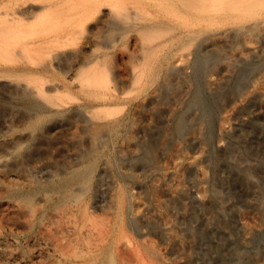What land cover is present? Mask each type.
<instances>
[{
	"label": "bare ground",
	"instance_id": "bare-ground-1",
	"mask_svg": "<svg viewBox=\"0 0 264 264\" xmlns=\"http://www.w3.org/2000/svg\"><path fill=\"white\" fill-rule=\"evenodd\" d=\"M6 1L9 10L0 17V197L17 200L36 218L51 207L53 191L61 192L58 201L65 205L49 213V222L71 236L48 242L56 264H167V254L146 235L156 234L167 242L166 252L177 255L184 240L170 226L187 236L190 257L199 264H264V74L257 78L264 65V0ZM29 23L39 33L28 34ZM78 30L107 48L116 34L135 33L124 78L107 66L108 52L68 48ZM56 71L63 78L49 77ZM110 72L119 77V93L103 80ZM127 88L144 89L129 100L138 125L115 110L126 102ZM224 100L236 102L228 125L224 117L225 124L217 122ZM2 105L23 112L19 124L6 123ZM132 128L125 151L102 158L96 189L110 209L95 224L80 204L93 162L104 144ZM40 129L68 162L54 160V151L43 153L40 139L33 148L44 156L23 162L19 150ZM175 139L197 153L177 160L182 176L175 165L164 173L161 199L148 197L134 210L125 181L137 178L121 163L133 159L147 179L158 170L153 150L164 153ZM42 167L52 178L64 176L39 185L35 174ZM6 173L19 175L6 181ZM39 201L46 204L40 211L33 205ZM241 206L255 212L257 225L238 219ZM162 210L172 223L161 219ZM128 229L134 238H125Z\"/></svg>",
	"mask_w": 264,
	"mask_h": 264
},
{
	"label": "rangeland",
	"instance_id": "rangeland-1",
	"mask_svg": "<svg viewBox=\"0 0 264 264\" xmlns=\"http://www.w3.org/2000/svg\"><path fill=\"white\" fill-rule=\"evenodd\" d=\"M9 6H10L9 1L7 2L6 0H4L3 2L0 3V17L4 15L6 10H9ZM36 25L37 24L29 23L28 26L26 27V32L31 35L39 33V30L36 28ZM87 35H88V32L86 30H83V31L78 30L75 34V38L72 41L68 42L67 44L68 48L70 47V49L71 48L79 49L86 53L92 52L93 49H95V52H99V51L108 52L109 58L107 61V66L110 69H114L116 71L118 70V72L121 73V77L124 78L126 75L125 60H126L127 53L133 47V43L136 38L135 33L126 32L122 34H116L115 41L113 43L112 48H107L101 45L95 46L93 43L87 42L86 41ZM33 58H36V57H33ZM37 60H40V57ZM263 67L264 65L262 66V68H260L261 70L259 69L260 73L257 71V73H259L258 75L256 74L258 76V77L256 76L257 78L261 77L262 75L261 73L264 74ZM214 71L216 73L218 72L217 69L213 70V72ZM56 72L57 73L50 74L51 76L49 77L56 78V79L63 78V74H61V72H58V71ZM103 80H105L106 82L110 81L111 93H115V94L119 93L120 90L122 89V85L119 80V77L115 78L113 75V72H110L109 75L105 76ZM261 88L264 89V84L261 85ZM143 90H144L143 88H127L126 90L127 92L124 98L126 102L115 107V110L118 107L117 110H119V113L124 114V116L128 117L130 120L132 119L133 124H136V125L140 123V118L134 115L132 111L134 110V108L132 107L133 105H131L129 100L139 99V97L142 96ZM103 92L105 93V90H103ZM171 103H172V100L169 101V104ZM15 104L17 103L15 102ZM222 104L219 108L220 110L218 113L219 117L217 119V122L218 121L223 122L224 120L226 124L224 122L222 124L228 125V123L231 121V116L234 112L233 109L235 108L236 102L229 103L227 100H224ZM2 110H5V112L7 111L5 113L6 123L14 124L15 122L19 124L18 121L16 120H18L20 118L19 116H21V113H23L22 111H20V109H18L17 107H13L11 110L9 108L7 109L5 106L3 107L2 105ZM9 110L11 113L9 112ZM223 117L224 119L222 120L221 118ZM25 125L26 124H23V126L18 129L19 130L22 128L25 129L26 127ZM133 128H132V132L130 131H127L126 133L121 132L120 135L118 136L120 138H118L117 136L115 138L113 137L112 139H115L116 142L115 140L110 139L106 144H104L101 147L103 148V150L102 149L100 150L101 153L97 156V158L93 162L92 167L94 169L92 168V170L94 171V173L91 170V173H92L91 176L94 175L92 176L93 180L91 179L89 183V187H88L89 189H87L81 195L80 204L83 209H86L88 211V213L90 214V220L94 221L95 224H98L102 220H105L108 217L107 211H109L110 209L108 207V202L105 199L107 197L104 196L103 191H101L99 187L96 189L100 165L104 161L103 159L106 158V154H108V156H111V154L115 151H119V152L125 151L126 144H127L126 139L128 135L136 131ZM18 129L17 128L14 129L13 132L16 133V130ZM72 129H74V127L71 128V130ZM41 131H44V130L40 129V131L38 130L36 132V135L38 133L37 139H35L33 143L32 141L25 142L24 145L19 150V152L23 154V162L25 163V161L29 159L37 160L38 158L44 156L43 154H40V156L35 154V149L33 148V145L35 142H37L38 139L45 142V144L43 143L44 144V150H42L43 153H45L46 150L54 151L52 152L54 155L52 156V158L54 160L62 162L65 158H67L66 161L68 162L70 158L66 155H62L60 151H58L59 148H57V145L55 144L57 142H55L53 138L48 137L47 139L45 137H42L44 135H43V132ZM39 134H40V138H39ZM10 135H13V134H10ZM83 141L86 144L85 140H82V142ZM29 149L31 150L30 155L26 156L27 151ZM157 149L159 148H156L155 150H153V153H152L153 159L151 160V164L158 167V170H156L155 172H153V174L148 176L147 179L145 178L146 180L143 179L141 175V171L135 167V161L133 159H126V161L121 163V165L123 166L122 168L124 170L133 172L135 174V177L137 178L135 180L128 179L125 181L126 185H128V187H130V190H131L130 196L132 197L129 198V201H131L130 205L132 204V207L134 210H140L141 206L147 200L148 197H151V199L153 200H158L159 198L161 199L162 191L158 187V185L164 179V173L167 170L172 169L173 166L175 165L174 167L177 166L178 171H179V172L177 171V175L179 174L180 176H182L180 174L182 171L180 169L182 168L181 166H178L177 160L183 157L191 158L193 155L197 153L195 149L186 147L183 144L182 140H176V139L172 141V144H169V146L167 147V150L164 153H159ZM17 175L19 174L6 173L3 175L2 178L8 181L12 178H16ZM50 176L52 178V175H50L48 168L42 167L38 171V173L35 174V180H36L35 182H37L39 185H42V186H46L43 184H47V186H51L52 181L53 182L59 181L58 177H61L64 175L60 174V175H57L56 177L53 176L52 179L50 178ZM94 178H97L96 181ZM140 181H142V183L144 182V184H141ZM117 182H120V181L118 180ZM138 184L139 185L141 184V185L139 186ZM142 185L143 186L145 185L144 188L142 187ZM58 194L61 195V192L60 191L57 192L56 190L55 192L53 191V194L51 196V198L53 199V200L51 199V202L53 201L50 205L51 207L47 208L46 212L42 213L41 215L37 214L36 218H35V215L33 216V214H29L28 212H26L24 207H22V204H21V207H19L17 200L0 197L1 198L0 199V233L2 235L1 241L3 242L2 244H0V264H4L6 261L12 264H56L57 263V260L51 256L52 245L48 244V242L49 241L54 242L56 241V239L59 240L61 237L64 238V237L71 236V233L68 232L66 229L60 228V226H58L56 223L54 225L49 222V213L53 209H56V208L61 209L65 205L63 204L64 203L63 200L62 202L58 201V199L61 197ZM0 196H2V194H0ZM33 205L38 211L42 210L43 207L46 206V204H44V201H39L37 202V204H33ZM238 215H239L238 219L242 223H244V225L246 226L252 227L258 224V218L256 217L255 212L249 207L241 206ZM160 217L164 222L172 223V220H173L172 216L167 211L162 210L160 213ZM171 227L172 226H170V229H169L170 232L175 234L176 236H181L184 240L183 244L177 248V255L168 254L166 252V247L168 246L167 242L160 239L156 234L152 232L146 235L148 242H150L152 246L156 247L164 255L167 254L166 256L168 259L167 261H165V263L167 264H182L183 262H186V264H199L196 260H193L190 257V250L185 245L189 241L187 236L184 233H182L179 229H177L176 227L174 226L172 228ZM125 235H126L125 238L126 237L134 238L135 232L131 229H128L126 230ZM14 251L18 253L20 251H23L24 253H26V258L22 259L19 256V254L14 253ZM210 264H227V263L225 261L218 260L217 262L215 261Z\"/></svg>",
	"mask_w": 264,
	"mask_h": 264
}]
</instances>
